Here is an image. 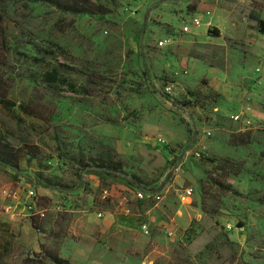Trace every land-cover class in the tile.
Returning <instances> with one entry per match:
<instances>
[{
  "label": "rangeland",
  "instance_id": "rangeland-1",
  "mask_svg": "<svg viewBox=\"0 0 264 264\" xmlns=\"http://www.w3.org/2000/svg\"><path fill=\"white\" fill-rule=\"evenodd\" d=\"M95 1L111 11L0 1L10 44L0 89L14 103L0 102V123L40 151L18 170L0 165V264H56L50 252L78 264H264V0ZM194 15L203 24L184 31ZM59 62L78 92L42 82ZM248 108L252 124L232 118ZM101 152L122 172L96 167ZM138 183L162 194L145 200L149 236L107 232L106 212L140 203ZM187 186L195 192L182 203ZM6 187L22 189L9 211ZM88 234L101 245L92 260L78 244Z\"/></svg>",
  "mask_w": 264,
  "mask_h": 264
},
{
  "label": "trees",
  "instance_id": "trees-1",
  "mask_svg": "<svg viewBox=\"0 0 264 264\" xmlns=\"http://www.w3.org/2000/svg\"><path fill=\"white\" fill-rule=\"evenodd\" d=\"M1 1V0H0ZM30 2H42L56 7L62 12H68L72 14H106L111 11L110 7L101 2L95 0H25ZM6 15L4 11L0 10V66H10V44H9V34L8 28L5 24ZM259 24L262 27V32L264 33V19L257 17ZM210 34L218 36L220 31L218 28H213L209 30ZM47 53H50L49 50H46ZM55 53V52H54ZM25 60H35L36 63H46L51 65L47 61L46 57L39 55L33 56L29 54L22 55ZM70 67L64 62H59L58 65H52V67L46 70L42 75V82L47 83L51 87L57 86H67L71 90L78 92L76 85L64 74L63 69H69ZM1 88V86H0ZM5 90V89H4ZM0 102L8 107L14 105L11 99H8L7 92H4L3 89H0ZM21 107L25 114L30 116H38L35 111V107L29 104H22ZM20 119V118H19ZM40 151L38 147L34 144L27 142L25 139L21 140V144L17 145L14 143L10 131L5 129L0 123V165L3 167H12L15 170H18L21 160L25 156L29 158H37ZM94 165L98 168L106 170L111 173L122 172L123 162L115 159L114 155H111L109 152H101L95 158L92 159ZM78 163H81L82 167L90 166L89 163H83L81 159H78ZM48 182H51L48 179ZM143 187V185H140ZM138 187V186H137ZM144 188V187H143ZM38 206V202H37ZM39 207V206H38ZM40 208V207H39ZM38 214L33 211L29 214L33 226L36 229L41 230V227L37 223L36 216ZM56 264H74L70 259L60 256L58 253L50 252L48 255Z\"/></svg>",
  "mask_w": 264,
  "mask_h": 264
},
{
  "label": "built area",
  "instance_id": "built-area-1",
  "mask_svg": "<svg viewBox=\"0 0 264 264\" xmlns=\"http://www.w3.org/2000/svg\"><path fill=\"white\" fill-rule=\"evenodd\" d=\"M210 13V12H208ZM203 24L202 17L199 15H194L192 16L191 22L189 24H186L183 26L184 31H190L192 27L198 28ZM167 44V40H162L159 42L160 46H164ZM166 90L168 92H172V87L167 86ZM232 118L236 121L241 122L244 126H248L252 124V114L251 110L244 109L242 111H239L235 114L232 115ZM195 190L194 187L192 186H187L183 188L180 193H179V198L182 203H186L189 201V199L193 196ZM2 193L7 199L5 209L7 211L13 210L14 209V202L18 201L19 199L22 198V189L20 187H6L2 189ZM104 194H108V190H104ZM26 195L32 199L31 203L28 205L29 208V214L35 211L36 214L38 215H44L45 210L41 209L37 206V193L35 188H29L26 190ZM137 198L139 200H153L155 202H159L162 200V194L159 191H148L144 189L143 187L138 186L137 189ZM142 228L146 231H148V226L147 224H143Z\"/></svg>",
  "mask_w": 264,
  "mask_h": 264
},
{
  "label": "crops",
  "instance_id": "crops-1",
  "mask_svg": "<svg viewBox=\"0 0 264 264\" xmlns=\"http://www.w3.org/2000/svg\"><path fill=\"white\" fill-rule=\"evenodd\" d=\"M154 212L155 209L152 206H150L148 203H145V200H140V203L137 204H132L130 206L124 205L120 211L114 212L111 210L106 212L103 221L100 222V226L107 232L115 228L119 231L135 236L140 232V227L145 224V222H143L142 225H139V223L141 221H145L146 218L151 216V214ZM148 234V231L142 228V231L139 233L138 237L143 236V238H147L149 236ZM83 241L78 243L81 245L79 248L84 249L85 253L88 254L86 260L89 258L92 260L94 257V249L100 248L101 245L95 235L93 236L88 234L84 237ZM78 244L75 246V249L78 247ZM71 262L78 264L77 258L71 259ZM96 263H99V261Z\"/></svg>",
  "mask_w": 264,
  "mask_h": 264
}]
</instances>
